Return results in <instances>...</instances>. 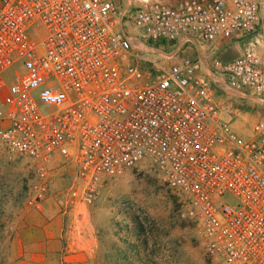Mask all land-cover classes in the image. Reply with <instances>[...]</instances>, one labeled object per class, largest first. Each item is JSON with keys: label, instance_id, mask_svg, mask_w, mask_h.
<instances>
[{"label": "built area", "instance_id": "1", "mask_svg": "<svg viewBox=\"0 0 264 264\" xmlns=\"http://www.w3.org/2000/svg\"><path fill=\"white\" fill-rule=\"evenodd\" d=\"M121 1L0 0V149L32 165L27 205L55 161L71 205L147 165L209 260L264 264V0Z\"/></svg>", "mask_w": 264, "mask_h": 264}, {"label": "rangeland", "instance_id": "2", "mask_svg": "<svg viewBox=\"0 0 264 264\" xmlns=\"http://www.w3.org/2000/svg\"><path fill=\"white\" fill-rule=\"evenodd\" d=\"M237 45L242 52L245 42ZM220 102L226 109L235 107L226 96ZM237 113L247 122L255 116L253 109L241 105ZM141 166L105 179L91 198L71 205L74 165L55 161L49 167L50 191L41 206L33 207L26 203L28 188L35 180L32 165L0 149V264H25V248L35 239L28 234L33 232L31 227L39 214H60L66 222L73 216L77 230L92 241L94 264H110L113 251L120 258L115 263L124 264L121 257L129 244L142 257L146 251H154L155 264H217L205 256L196 225L181 216L180 198L151 168ZM60 240L61 245L66 244L64 231Z\"/></svg>", "mask_w": 264, "mask_h": 264}, {"label": "crops", "instance_id": "3", "mask_svg": "<svg viewBox=\"0 0 264 264\" xmlns=\"http://www.w3.org/2000/svg\"><path fill=\"white\" fill-rule=\"evenodd\" d=\"M118 3L121 6L124 4L123 1ZM239 43L223 47L221 49L223 51L218 54L220 59L230 60L238 56L241 53L240 45H237ZM35 219V226L31 227L33 232L28 234L35 239L25 248L27 252L25 264H94L92 241L77 230L73 216L69 217L67 222L60 214L52 216L39 214ZM63 231L67 237L65 245H61L60 240ZM60 254L62 256L59 259Z\"/></svg>", "mask_w": 264, "mask_h": 264}, {"label": "trees", "instance_id": "4", "mask_svg": "<svg viewBox=\"0 0 264 264\" xmlns=\"http://www.w3.org/2000/svg\"><path fill=\"white\" fill-rule=\"evenodd\" d=\"M141 243L143 245L145 244L143 240H141ZM109 257L111 260L110 264H116L115 261L120 260L119 254L116 253V251L115 252L113 251ZM154 257H155L154 251L151 252L146 251V253H144L142 257L138 249L133 244H129L127 246V250L123 252L121 260L123 261L124 264H155V262L153 261Z\"/></svg>", "mask_w": 264, "mask_h": 264}]
</instances>
